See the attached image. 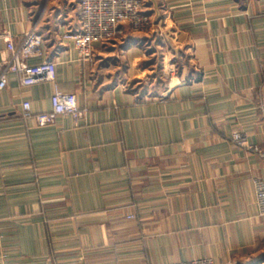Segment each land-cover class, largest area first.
Wrapping results in <instances>:
<instances>
[{
  "label": "crops",
  "instance_id": "1",
  "mask_svg": "<svg viewBox=\"0 0 264 264\" xmlns=\"http://www.w3.org/2000/svg\"><path fill=\"white\" fill-rule=\"evenodd\" d=\"M143 12V35L97 43L81 61L61 37L77 28V0H0V32L18 44L35 26L42 54L28 63L53 61L60 89L87 108L78 124L39 126L21 103L49 111L53 83L23 87L7 74L0 264H264L263 162L232 139L264 148V0H146ZM157 48L178 55L176 83L158 96L152 83L125 90ZM9 56L0 38V73Z\"/></svg>",
  "mask_w": 264,
  "mask_h": 264
},
{
  "label": "built area",
  "instance_id": "2",
  "mask_svg": "<svg viewBox=\"0 0 264 264\" xmlns=\"http://www.w3.org/2000/svg\"><path fill=\"white\" fill-rule=\"evenodd\" d=\"M146 0H77L78 25L75 30L62 34L69 40L81 61L93 57L97 43L106 44L126 37L127 33L136 34L147 31L151 25L148 15L143 12ZM10 56L3 62L0 73V90L6 87L7 74L17 78L20 86L29 87L42 82H52L50 97L51 108L46 112H33L29 101H22L21 116L33 119L39 126L55 123L59 116H70L78 124L86 117L87 108L78 104L74 92H65L55 82L56 67L51 60L30 65L28 61L41 56L43 37L32 27L22 34L18 44L15 35L5 29L0 32ZM173 76V75H171ZM233 141L242 147L257 152L263 162L264 148L249 143L240 132L232 134ZM258 212L264 215V175L254 180ZM132 217V216H129ZM163 264H214L210 258H196L190 261L167 262Z\"/></svg>",
  "mask_w": 264,
  "mask_h": 264
},
{
  "label": "rangeland",
  "instance_id": "3",
  "mask_svg": "<svg viewBox=\"0 0 264 264\" xmlns=\"http://www.w3.org/2000/svg\"><path fill=\"white\" fill-rule=\"evenodd\" d=\"M151 25L149 29L151 28ZM145 32L146 31L136 33L135 35H143ZM161 32L159 31V33H157L158 38H155L152 41L153 44L157 45V42L159 44H163L165 35L161 34ZM165 51L167 50H165L164 48H157L154 57L151 58L152 64L149 63V67L147 66L145 69L146 72L143 71L139 75V78H141V80L135 78L131 79L132 77H127L128 79H123V82L121 83L122 87L127 91H131L133 94H146L145 92H147V86L149 85V83H152L151 88L152 86L154 88L150 90V94L158 96L162 94L164 90L170 86V84H174V82L176 83L180 71L179 57L178 55L175 56L174 52L171 53L173 54V56H170L169 52ZM124 69L125 68H121V71H123Z\"/></svg>",
  "mask_w": 264,
  "mask_h": 264
},
{
  "label": "bare ground",
  "instance_id": "4",
  "mask_svg": "<svg viewBox=\"0 0 264 264\" xmlns=\"http://www.w3.org/2000/svg\"><path fill=\"white\" fill-rule=\"evenodd\" d=\"M170 69V68H169ZM175 83V82H174Z\"/></svg>",
  "mask_w": 264,
  "mask_h": 264
}]
</instances>
